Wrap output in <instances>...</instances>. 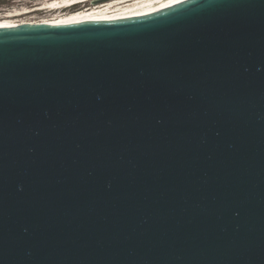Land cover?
Wrapping results in <instances>:
<instances>
[{
  "label": "water",
  "instance_id": "obj_1",
  "mask_svg": "<svg viewBox=\"0 0 264 264\" xmlns=\"http://www.w3.org/2000/svg\"><path fill=\"white\" fill-rule=\"evenodd\" d=\"M0 264H264V0L0 26Z\"/></svg>",
  "mask_w": 264,
  "mask_h": 264
},
{
  "label": "bare ground",
  "instance_id": "obj_2",
  "mask_svg": "<svg viewBox=\"0 0 264 264\" xmlns=\"http://www.w3.org/2000/svg\"><path fill=\"white\" fill-rule=\"evenodd\" d=\"M92 0H53L46 4L51 9H66L74 5L90 2ZM181 0H112L104 4H96L91 7H87L83 10H75L65 13L54 20L39 21L48 24H68L85 20H110L129 17L137 14H142L163 8ZM124 2H132L131 4L117 7L115 10H111L112 6H118ZM104 5H107L105 7ZM104 6V7H103ZM26 23V22H23ZM17 23L2 22V25H14Z\"/></svg>",
  "mask_w": 264,
  "mask_h": 264
},
{
  "label": "rangeland",
  "instance_id": "obj_3",
  "mask_svg": "<svg viewBox=\"0 0 264 264\" xmlns=\"http://www.w3.org/2000/svg\"><path fill=\"white\" fill-rule=\"evenodd\" d=\"M51 1L53 0H0V21L23 23L54 20L65 13L75 10H83L87 7L93 6L90 1L74 5L66 9H51L46 5ZM109 1L112 0H106L97 4H104ZM131 3L132 2H124L118 6H112L110 9L115 10L117 7L125 6ZM104 6L107 7V5Z\"/></svg>",
  "mask_w": 264,
  "mask_h": 264
}]
</instances>
